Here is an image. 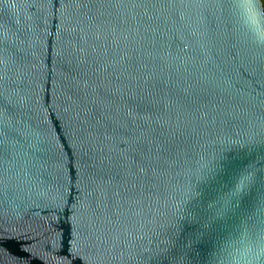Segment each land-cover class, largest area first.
Wrapping results in <instances>:
<instances>
[{"label": "water", "instance_id": "obj_1", "mask_svg": "<svg viewBox=\"0 0 264 264\" xmlns=\"http://www.w3.org/2000/svg\"><path fill=\"white\" fill-rule=\"evenodd\" d=\"M239 2L0 0V264H223L264 229Z\"/></svg>", "mask_w": 264, "mask_h": 264}, {"label": "clouds", "instance_id": "obj_2", "mask_svg": "<svg viewBox=\"0 0 264 264\" xmlns=\"http://www.w3.org/2000/svg\"><path fill=\"white\" fill-rule=\"evenodd\" d=\"M235 7L250 36L257 45H264V3L240 0ZM224 253L223 264H264V229L245 228L226 245Z\"/></svg>", "mask_w": 264, "mask_h": 264}, {"label": "trees", "instance_id": "obj_3", "mask_svg": "<svg viewBox=\"0 0 264 264\" xmlns=\"http://www.w3.org/2000/svg\"><path fill=\"white\" fill-rule=\"evenodd\" d=\"M262 3H264V0H261Z\"/></svg>", "mask_w": 264, "mask_h": 264}]
</instances>
